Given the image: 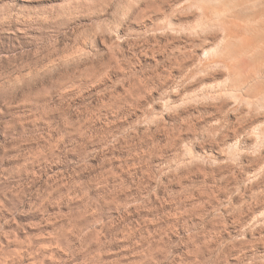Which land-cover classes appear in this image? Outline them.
<instances>
[{
	"label": "clouds",
	"instance_id": "obj_1",
	"mask_svg": "<svg viewBox=\"0 0 264 264\" xmlns=\"http://www.w3.org/2000/svg\"><path fill=\"white\" fill-rule=\"evenodd\" d=\"M0 264H264V0H0Z\"/></svg>",
	"mask_w": 264,
	"mask_h": 264
}]
</instances>
